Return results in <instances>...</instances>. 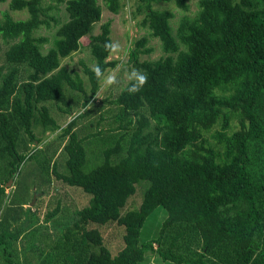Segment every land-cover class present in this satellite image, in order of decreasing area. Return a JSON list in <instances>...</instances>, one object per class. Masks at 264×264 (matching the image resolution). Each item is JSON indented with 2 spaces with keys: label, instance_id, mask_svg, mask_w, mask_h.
<instances>
[{
  "label": "trees",
  "instance_id": "obj_1",
  "mask_svg": "<svg viewBox=\"0 0 264 264\" xmlns=\"http://www.w3.org/2000/svg\"><path fill=\"white\" fill-rule=\"evenodd\" d=\"M139 1L142 27L167 56L140 62L152 49L143 50L147 38L137 42L131 56L147 83L132 93L137 80L131 81L112 102L127 118L114 129L121 134L95 135L105 146L98 167L85 171L88 149L75 131L77 118L63 130L68 172L54 174L91 199L59 224L57 239L48 244L50 262L41 264H140L147 253L175 264H264V0H200L197 15L182 17L176 32L175 14L155 5L174 3L188 12V0ZM62 4L68 20L45 53L49 39L37 31L50 29V20L59 24L49 12ZM105 5L118 14L123 0ZM9 7L29 15L18 21L5 12L0 19V38L11 43L8 68L0 67V247L5 256H18L10 242L20 241L18 231L10 232L4 201L6 183L27 158L20 152L23 135L36 141L35 125L59 130L46 104L70 108L69 87L85 96L87 108L117 63L109 61L111 24L92 35L103 17L98 0H12ZM86 37L95 60L93 68L84 65L89 92L78 74L62 66ZM141 185L143 200L134 205ZM159 207L168 213L160 234L141 243L144 223ZM59 211L65 209L58 205L46 222ZM110 225L125 230L116 256L104 241ZM37 234L44 236V229L35 239Z\"/></svg>",
  "mask_w": 264,
  "mask_h": 264
},
{
  "label": "rangeland",
  "instance_id": "obj_2",
  "mask_svg": "<svg viewBox=\"0 0 264 264\" xmlns=\"http://www.w3.org/2000/svg\"><path fill=\"white\" fill-rule=\"evenodd\" d=\"M11 1L0 4V19H2L5 12H8L15 20H26L29 17L27 12H13L10 10ZM98 1L103 8V17L102 21L95 26L92 35L101 34L102 26L106 23L111 24L113 51L109 61L116 62L117 66L106 72L99 93L87 108L83 107L85 96L69 87H66V93L70 108L55 102L46 104L50 109L51 116L60 126L59 130L44 132L41 125H35L34 133L38 141H29L28 136L23 135L24 142L21 144L22 150L20 152L26 155L27 158L18 175H15L14 179L6 183L7 195L4 201V209L10 212L7 221L13 224V231L10 232L18 231L17 235L20 241L10 239L13 250L17 249L18 256H5L3 247V249H0V264H8L11 259L16 262L19 261L20 264H41L45 260L47 263L50 262L49 257H47L50 250L48 244L49 241L52 243L57 239L61 228L59 224L70 222L75 212L74 209L88 206L91 199V195L86 194L80 188H73L64 184L54 174V169L59 174L68 172L66 168L68 157L64 151V146L69 138L62 137L63 130L77 118L75 131L79 138L85 139L88 149L85 171L90 172L98 167L101 162V152L105 146H101L95 135L102 133L104 137H111L112 135L121 134L122 131H114V129L120 125L122 119L127 118L125 112L112 102L131 81L136 80L133 72L137 70L131 54L136 50L137 42L147 38L143 50L152 49L151 54H141L139 56L140 62L157 61L167 56L162 48L161 41L154 38L149 29L142 27L141 22L145 17V11L144 9L141 10L139 0H123L122 9L118 14H114L107 9L105 0ZM199 2L200 0H188V12H183L174 3L158 4L155 5V8L169 10L175 14L171 25L174 32H176L182 17H195L197 15ZM46 4L49 3L46 2L45 6ZM49 15L56 18L59 24L57 25L50 20V29L42 27L37 31L38 37L49 39V43L43 49L45 53L54 46L58 27L68 20L66 5H60L57 9L50 11ZM90 41V37L84 38L81 41V49L70 58L62 61L63 67L74 74H78L85 81L88 92L89 82L84 73V65L90 68L95 66ZM10 45L11 43H7L0 38V67L8 68L5 53ZM128 117L131 118L132 116ZM144 189V185L139 186L138 192L141 193V196L136 193L130 203L133 202L132 204L137 205L136 203L139 201L138 203L141 204ZM71 201L74 204H71ZM24 203L26 206H23ZM58 205H61V208H64L65 211L57 212L52 216L54 219L50 218L52 221L46 222L48 216L54 212ZM167 217L168 213L164 208H157L145 221L140 242L146 243L159 235ZM62 220L64 221L62 222ZM44 224L47 225V229L43 227ZM42 229H44L45 235L41 237L37 234L35 239L37 231ZM123 233H125L124 228L122 227L121 231L117 225H110L105 229V245L114 256L124 246ZM146 256L147 259L140 264H175L164 261L157 254L147 253Z\"/></svg>",
  "mask_w": 264,
  "mask_h": 264
},
{
  "label": "clouds",
  "instance_id": "obj_3",
  "mask_svg": "<svg viewBox=\"0 0 264 264\" xmlns=\"http://www.w3.org/2000/svg\"><path fill=\"white\" fill-rule=\"evenodd\" d=\"M97 75H99V71L97 70ZM133 76L137 80V84H135L132 88L129 89L130 92L135 93L139 91L146 83H147V74L142 71H134Z\"/></svg>",
  "mask_w": 264,
  "mask_h": 264
},
{
  "label": "crops",
  "instance_id": "obj_4",
  "mask_svg": "<svg viewBox=\"0 0 264 264\" xmlns=\"http://www.w3.org/2000/svg\"><path fill=\"white\" fill-rule=\"evenodd\" d=\"M23 206H26V204L24 203V205ZM2 217V215H0V218ZM12 224V223H11ZM12 226H13V224H12ZM11 228V227H10ZM13 228V227H12ZM0 249H1V247H0ZM171 263H173V262H171Z\"/></svg>",
  "mask_w": 264,
  "mask_h": 264
},
{
  "label": "water",
  "instance_id": "obj_5",
  "mask_svg": "<svg viewBox=\"0 0 264 264\" xmlns=\"http://www.w3.org/2000/svg\"><path fill=\"white\" fill-rule=\"evenodd\" d=\"M34 203H35V202H34ZM34 203H33V204H34Z\"/></svg>",
  "mask_w": 264,
  "mask_h": 264
}]
</instances>
